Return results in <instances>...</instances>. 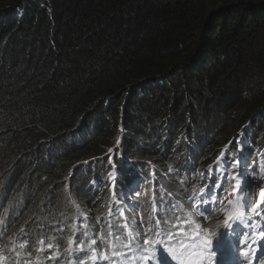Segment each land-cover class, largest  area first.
Wrapping results in <instances>:
<instances>
[{
    "label": "trees",
    "instance_id": "obj_1",
    "mask_svg": "<svg viewBox=\"0 0 264 264\" xmlns=\"http://www.w3.org/2000/svg\"><path fill=\"white\" fill-rule=\"evenodd\" d=\"M214 111L238 128L264 119V0H0L1 258L37 264L40 238L67 243L74 218L96 238L110 194L91 186L100 165L116 167L118 189L156 175L159 193L183 202L166 211L194 214L186 185L236 148L231 133L209 140L208 125H194ZM121 127L129 134L116 144ZM107 224L115 234L105 226L101 243L151 241L138 216L127 233ZM63 247L77 262V246Z\"/></svg>",
    "mask_w": 264,
    "mask_h": 264
},
{
    "label": "clouds",
    "instance_id": "obj_2",
    "mask_svg": "<svg viewBox=\"0 0 264 264\" xmlns=\"http://www.w3.org/2000/svg\"><path fill=\"white\" fill-rule=\"evenodd\" d=\"M252 123L251 122H247L244 126H242L240 128V131L237 133L236 137H233L232 138V143H233V140L236 139V148H228L229 150V153H231L232 155L234 153L238 154L239 156H241L240 154V151L239 149H243V155H245L247 152H248V146H254V147H264V142H260L258 141L257 139H254V137L252 136L251 134V131H250V125ZM248 127V128H246ZM252 149V147H251ZM221 150V149H220ZM219 150V152H220ZM253 150V149H252ZM252 153V151H250ZM215 156V155H214ZM215 158V157H214ZM216 159V158H215ZM215 159H213L212 161H208L206 162L205 164H208V163H213L215 161ZM255 161V159L253 160ZM97 168L94 169V167L91 169L90 171V174H91V177L95 178V179H99V180H105L108 179L107 178V175H104V170H111V168H107L105 165H102V167H98L96 166ZM113 169H116V167H112ZM202 169V168H201ZM200 172V171H198ZM200 173H198L199 175ZM199 180V177L197 178V181ZM94 182V179L92 180ZM92 181H91V186L94 187V189L96 190V187L94 184H92ZM110 192V191H109ZM98 194H95L94 197H97ZM150 194H147L144 196V199L147 198V196H149ZM111 198V195L109 194L108 196L104 197V198H100V202L102 204L104 203H108L109 199ZM99 201V200H98ZM149 206V205H148ZM143 208H145V203H143L141 206H140V210L142 211V216L141 218H143L141 221L143 224L142 227H146V224L145 222H149V221H155L158 223L159 219H161V217H164L163 214H153L154 216L153 217H148L147 219H145L143 217ZM147 208V207H146ZM217 216V215H216ZM140 218V219H141ZM80 220V218H74L73 221L75 224L78 223V229H72L71 232H70V236L68 237L67 239V243L64 242V239H62L58 244H56V242H54V240L50 239V238H40V240L37 242L39 243V248H38V252H41V251H44L46 254L45 256L41 257V258H35L38 262H36L37 264H46L45 263V260L46 258L50 257L49 260L51 261V264H59L55 261V258L52 256L54 250H49L46 249L43 245L47 246L49 244L51 245H54L53 247H55L57 245V249H58V252H59V257H60V261H64L65 264H69V261L67 262L64 258H62L64 255H65V248L63 247L64 245L66 246H69L70 249H74V246L76 245L78 247V243H80L82 241V245L84 247H88L90 250H92V248H95L96 247V243H98L97 241H94L95 240H98V235L96 238H94V235H93V232H90L92 230H89L90 227H85L86 223L83 221L82 224L80 225V222L78 221ZM80 220V221H81ZM164 224V222H162ZM169 224V222L167 223V225ZM162 225V224H161ZM166 225V226H167ZM163 226V225H162ZM165 226V227H166ZM163 228V227H162ZM169 229H171V226L169 224L168 228H163L162 230H160V235H161V240L162 242H165L166 239H165V235L166 233L169 231ZM89 230V231H88ZM214 232V231H213ZM41 241L44 242V244H41ZM95 242V244H92L91 242ZM92 245V246H91ZM80 246V245H79ZM91 246V248H90ZM81 247V246H80ZM140 249L141 250H145V248L143 249V246L140 245ZM76 250V248H75ZM73 250V252L75 251ZM84 255L81 254L80 257H83ZM43 259V260H41ZM29 259H26L22 262V264H29ZM33 260V259H32ZM0 264H12V263H8L6 262L5 260H3L1 258V255H0ZM21 264V263H20ZM73 264V263H72Z\"/></svg>",
    "mask_w": 264,
    "mask_h": 264
},
{
    "label": "rangeland",
    "instance_id": "obj_3",
    "mask_svg": "<svg viewBox=\"0 0 264 264\" xmlns=\"http://www.w3.org/2000/svg\"><path fill=\"white\" fill-rule=\"evenodd\" d=\"M258 81V78L255 77V82ZM198 113V112H196ZM260 114V113H259ZM197 117H198V120L196 122H194V125L196 126V128L202 126L203 124H207L208 125V130H207V134H208V137H209V140H214L216 136H219V137H226L228 136L230 133H231V138L233 137H236L237 133L240 131V128L237 127V124L239 122V119H237L236 117L234 118H230L227 121H225L224 125H221V123L226 120V118L223 117L222 114H220L219 112L217 111H214L212 113H208V117H205V116H200V113L197 114ZM190 119V118H189ZM187 120L188 122L191 121V120ZM192 119V118H191ZM246 121V120H245ZM264 122V119L258 117L256 118L255 120V123L253 122L251 125H250V131H251V134L253 137L256 136V133H255V127L259 129V124L258 123H263ZM192 123H193V119H192ZM248 128V127H246ZM174 131H180V132H185L186 131V128L185 127H178L177 126H174L172 128ZM126 134H129V133H124V128L121 127L120 130L117 131L116 133V144H117V139H125V136ZM264 136V134L262 135ZM261 137V136H260ZM252 147V149H251ZM248 146V151H252L251 155H250V161H253L255 159V157H258L257 160H260L263 156H264V151L260 154V150H261V147L257 146V147H254L253 145L252 146ZM252 157L254 159H252ZM257 160H255L253 163L249 162V165H252L254 164L255 162H257ZM221 163L222 162V159H217L216 162ZM232 161V160H231ZM230 161V162H231ZM164 162H160V165H163ZM242 163H240L237 167L239 168V166L241 165ZM98 167H102V165L98 166ZM227 168V170H231L233 169L234 171L237 170L236 167H220L216 170L212 169L211 167H209L208 171L207 172H214L215 173V177H223L225 178V175H228L230 176V174H226L225 173V169ZM240 170V169H239ZM135 179L140 182V176H135ZM258 189V187H255V190ZM248 191L249 190H244V196H246V194H248ZM234 193V192H233ZM239 197V193L236 192V198ZM261 200V197H260V194H253V198H252V202L255 203L257 201H260ZM119 207H115V209H118Z\"/></svg>",
    "mask_w": 264,
    "mask_h": 264
},
{
    "label": "snow or ice",
    "instance_id": "obj_4",
    "mask_svg": "<svg viewBox=\"0 0 264 264\" xmlns=\"http://www.w3.org/2000/svg\"><path fill=\"white\" fill-rule=\"evenodd\" d=\"M111 151V149L109 150ZM241 156L243 155V149L241 147V149H239ZM219 163V161L217 162ZM241 163L240 160H234L231 162H227L226 164L228 167H236L237 170L234 171L231 176L229 177L228 175H225V179H233V180H237L236 185L234 186V193L237 191H242L243 190V185L241 183V180H238L237 177H240L241 179L245 176V172L242 170H239V168L237 167L239 164ZM225 173H227V168L225 169ZM213 184L215 183V181L213 180L212 182ZM211 184L208 186L207 189H201V196L203 197L204 193L207 191L208 194L210 195L211 193ZM217 187H219V185H217ZM250 195V193H249ZM260 197H261V201L264 202V189L261 190L260 193ZM215 198L211 199V200H203L202 199V203L204 204H209V203H215ZM229 206H233V201L229 200ZM243 204L245 205V208L247 209V206L250 204V200L248 199H244L243 200ZM208 208H205L204 211H208ZM235 215V211H225V220H224V224L226 227L231 226L232 223H237L238 220H234L233 217ZM171 236V234H169ZM261 235L264 236V231L261 232ZM193 240L196 239V237H192ZM41 243H43L41 241ZM145 243H148V241L146 240ZM52 245L49 244L48 247H51ZM157 247H158V260H159V264H169L170 259H174V260H181L182 264H201V261L196 259L197 257L201 256L202 253L199 251H196L195 248L192 252L188 253V257L185 261L183 253H181L180 255H174L172 254V250L171 249H165L163 247V242H158L157 243ZM181 247L184 248L185 251H187L188 247H194L193 245H183L181 244ZM243 251V250H242ZM245 255H247V252H244Z\"/></svg>",
    "mask_w": 264,
    "mask_h": 264
},
{
    "label": "bare ground",
    "instance_id": "obj_5",
    "mask_svg": "<svg viewBox=\"0 0 264 264\" xmlns=\"http://www.w3.org/2000/svg\"><path fill=\"white\" fill-rule=\"evenodd\" d=\"M255 190V187L254 188H252V191H254Z\"/></svg>",
    "mask_w": 264,
    "mask_h": 264
}]
</instances>
